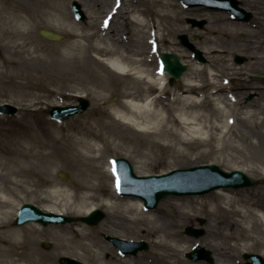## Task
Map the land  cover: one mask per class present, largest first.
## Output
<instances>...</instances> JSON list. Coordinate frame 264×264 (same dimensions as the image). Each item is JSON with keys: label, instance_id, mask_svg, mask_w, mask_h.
I'll return each mask as SVG.
<instances>
[{"label": "bare ground", "instance_id": "obj_1", "mask_svg": "<svg viewBox=\"0 0 264 264\" xmlns=\"http://www.w3.org/2000/svg\"><path fill=\"white\" fill-rule=\"evenodd\" d=\"M79 1H85L92 8L89 20L84 24L74 19L64 0L50 2L45 0H2L4 4L0 6V29L12 39L10 47L15 56L7 61L10 64H17L20 56L33 53L39 57L47 56L46 58L57 60L59 58L62 65L75 63L83 70V73L73 71L66 73L67 76L74 78H83L89 73L107 70L109 72L108 79L118 85L121 98L110 111L116 120L123 121L132 131L139 129L148 136V138H142L145 151L134 155L143 166H147L146 162L151 154H154L157 164L164 163L170 156L180 160L179 166L184 165L186 161L183 160L188 158V166L196 163L191 158L196 151H198V157L214 156L216 158H222V153L228 147L241 152L240 146L231 143L233 142L232 135L237 130V121L241 119L240 117H251L255 122L262 115L257 108L264 101V86H251V81L247 77L250 72L264 74V53L262 52L264 36L260 38V41H256L255 38L258 37V34L246 29L247 25L245 24H241L236 31L225 30L222 32L228 38H240L250 45L257 44L255 49H258L259 53L256 50L257 53L254 51V53L246 55L244 64L247 66L228 64L221 67V65L203 63L193 54H189L187 49L180 47L179 42L172 38L174 34L181 33L185 29L176 28L172 23L176 21L180 23L178 15L175 13L178 8L175 0H152L151 3L155 9L151 11L141 7L144 6V3H141L142 0L137 6L126 11H123L122 6L112 0ZM204 7L211 8L210 6ZM201 10L203 9H199V11ZM95 13H98L99 16H95ZM262 15L258 14L260 17ZM225 19L234 20L235 18L233 15H229ZM43 26L66 33L68 38L66 43L61 46H43L32 34L35 29L41 30ZM216 32L220 34V31ZM163 52L176 53L181 62L188 66L174 84L171 82V75L161 70L159 58ZM258 65L262 67H257ZM91 66L93 67L91 68ZM45 76L50 77L44 74L35 80L31 73L19 70L12 74L7 82L20 88L44 91L49 96L60 93L61 86L58 81L53 78L55 85L53 86L51 83L50 85L45 80ZM255 89L258 90L255 91L257 96L248 103L244 102L246 95ZM78 95L84 96L83 94ZM41 98L40 95L38 99ZM209 106H213L212 113ZM45 130L50 140L61 141V138L55 134L56 131ZM34 138L35 135H31L30 141ZM91 139L106 143L101 132L94 127H87L79 140L83 143ZM36 146L39 147L38 155H36L46 163H48L47 157L50 154L59 151L50 144L48 139L41 143L38 142ZM36 146L24 145L25 156L35 153L38 149ZM105 147V144L102 146L90 145L88 151L91 156L93 153L102 154ZM131 152H129V156L133 154L134 150ZM223 159L238 161V157L233 156L232 153ZM112 160L113 157L110 158L109 171L114 179V192L117 193ZM151 164L148 163V166ZM219 164L222 165V163ZM234 169L249 172L242 167ZM27 170L29 171L22 170L19 176L24 178L28 189L34 186L46 187L45 190L51 197L57 199H51L55 204L51 207H43L34 203L46 212L87 215L93 209L105 207L108 214L110 213L113 217L119 218L120 216L124 219L142 221L143 217L139 215L138 209L142 210L140 212L147 211L142 199L127 197V201L121 202L119 195H107L105 198H101L89 194L88 199H97L98 202L88 208L82 206L84 203L86 204L84 201L75 205L72 199H77L80 196L67 192L48 172L43 173L31 168ZM135 171L137 174L141 173L140 170L139 173L137 169ZM164 172L168 171L161 173ZM252 172L264 175V163L262 168H254ZM149 174L141 173L139 175ZM81 187L84 188L82 184ZM214 191L205 200L210 201L213 211H219L225 217L222 223L230 224L233 227L230 229L231 231L240 227L239 230L242 231L240 235L243 236V240L262 242L264 197L252 200L227 190V188ZM188 198L192 202L195 200L194 198L198 199V197ZM8 203L7 200L0 203V245L6 244L9 248L22 247L21 235H25L27 230L32 233V236L37 234L38 223L30 222V225L25 228L13 229L9 222L11 212L5 210ZM163 206L168 208L167 204ZM120 209L131 213V215L117 214ZM233 217L236 219L234 220ZM172 222L177 221L175 219ZM255 225L260 227L258 235L251 234L254 232ZM77 230L80 231V229ZM158 230L145 229L144 232L154 236L156 245L167 251V254L161 256V259H164V264H203L199 261L196 263L189 261L181 256L182 253L189 252L188 245L179 247L169 242L170 239L180 237V225L173 224L172 228H169V231H164L163 235ZM228 238L231 240L230 236ZM33 239L34 245L24 248L20 254H17L19 259H13L14 264H59L58 259L64 255H70L80 260H85L88 255L93 256L96 259L95 264H106L108 261L111 264L122 262L113 256L108 245L102 241H97L93 249L89 243H85L83 240H75L73 237L68 238L60 234L57 236V240L60 242L61 248L58 252H54L41 249L38 246L37 236H34ZM191 241L196 242L189 237H184L181 242L190 243ZM196 243L202 245L200 241ZM233 245L240 246L237 243ZM247 248L245 246L244 250L242 248L240 250L250 251ZM8 250L2 251L6 253ZM262 253L264 254V251ZM121 256L127 260L128 255ZM22 260L24 262H21Z\"/></svg>", "mask_w": 264, "mask_h": 264}, {"label": "rangeland", "instance_id": "obj_2", "mask_svg": "<svg viewBox=\"0 0 264 264\" xmlns=\"http://www.w3.org/2000/svg\"><path fill=\"white\" fill-rule=\"evenodd\" d=\"M45 1L50 2L52 0ZM112 1L117 2V0ZM139 1L140 0H122V10L126 11L134 8V6L139 4ZM151 1L152 0L140 1L144 3V6L141 7L148 8L150 11L155 9ZM175 1L178 4L175 13L178 15L180 23L177 21L172 23L176 28L180 27L185 29L181 33L174 34L172 38L179 42L180 47H184L189 54H193L195 57L194 51L189 46L181 43L179 39L180 34L186 33L189 42L203 53L204 60H201L203 63L221 65V67L222 65L225 67L228 64L247 66L244 64L246 60L242 63H238L236 57L238 55L246 57L249 53H254V51L255 53L258 52V49H255L257 44L250 45L240 38H228L223 35L222 32L225 30L236 31L240 28L241 24H245L247 25L246 29L258 34L255 40L260 41V38L264 36V0H239L241 7L254 14L249 21H237L235 19L226 20L225 18L229 17L231 14L229 11L203 6H189L181 0ZM64 2L67 4L68 11L73 14L77 22L84 24L89 20L92 8L85 1H79L86 14L85 20L76 17L72 7L74 0H64ZM3 4L2 0H0V6ZM199 9L203 10L199 11ZM258 14L263 15L260 17ZM95 16L98 17L99 14L95 13ZM187 17L200 20L205 18L208 23L204 28H199L189 23ZM43 28L46 27L43 26ZM52 29L63 34V38L59 41L45 38L41 35L40 29H35L32 34L43 46H61L65 44L68 39L67 34L63 31ZM216 31H220V34ZM11 40L8 34H5L0 29V104L11 103L19 107V113L15 115L0 113V203L5 200L9 202L5 210L11 212L9 222L13 229L20 230L30 225V223L22 226L14 225L15 217L17 216L20 206L24 202H33L43 207H51L55 205L51 199L57 200L56 198H52L47 190H45L46 187L34 186L30 187V189L26 187L27 184L23 180L24 178L19 175L22 170L29 171L27 170L28 168L43 173L48 172L67 192L79 195L80 197L72 199V202L78 205L84 201L86 202V204L84 203L82 205L84 208H88L95 202H98L97 199H88L87 196L89 194L97 195L101 198H105L107 195H119L121 202L127 201V197H123L118 194V192H114V179L109 171L111 157L128 158L135 167V170H138V173L140 170L141 173L155 174L176 167L185 168L216 162L222 163V166L226 170H232L235 167L247 169V171L250 172L247 173L256 180H260L264 176L252 172L254 168H262L264 163V101L260 104V107L257 108V110L262 113L258 121L254 122L251 117H240L241 119L236 123L237 130L232 135L231 139L233 142L231 143L240 146L241 152L232 150L228 147L222 153V158H216L214 156L198 157V151H196V153H193L191 156L192 161H196V163L188 166V158L183 160L186 161L184 165L179 166L180 160L170 156H168L164 163L157 164V159L154 157V154H151V157H149V160L146 162L147 166H143L134 155L143 152V150L145 151L142 138H148V136L139 131V129H134V131H132L123 121L115 119L111 111L113 106L120 101L121 98L118 92V85L108 79L109 72L107 70L89 73L83 78L69 77L66 75L68 71L83 73V70L75 63L62 65L59 58L57 60L54 58H46L47 56L39 57L36 53L20 56L17 64H10L7 59L15 58L10 47ZM262 52L264 53V50ZM92 67L93 66H91V68ZM257 67L262 66L258 65ZM19 70L31 73L35 80L44 74L48 75L51 78L45 76V80H47L48 84L51 83L53 86L55 85L54 79H56L61 86L59 90L61 92L49 96L48 93L44 91L20 88L7 82L10 76ZM255 77L258 79H255ZM247 78L250 79V85L253 87L264 86V74L260 72H250ZM177 79L178 78L171 77V82L174 84L178 81ZM255 91L258 90L255 89L249 92L244 102L248 103L252 101L257 96ZM78 94H83L91 100V106L86 112L65 118L62 121H56L51 118L48 111L52 106L77 103L76 96ZM40 95L42 98L38 99ZM212 108L213 106H209L211 113L213 112ZM87 127H94L101 132L106 139V143L93 139L88 142H80V136L84 134ZM45 129L49 132L56 131L55 134L61 138V141H56L55 139L50 140ZM33 134L35 138L30 141V136ZM45 139H48L50 144L59 150L47 157L48 163L42 161V159L37 156L39 147L36 145L38 142L41 143ZM28 144L36 146L38 149L32 155L25 156L24 145ZM104 144L106 147L102 154L93 153V156H91V153L88 151L90 145L102 146ZM132 150H134L135 153L133 152V154L129 156V152L132 153ZM229 153L238 157V161L224 160L223 157ZM148 163L152 164L148 166ZM59 171L68 172L71 176V180L66 181L60 178L58 175ZM81 184L84 188L81 187ZM227 190L234 191V193L252 200L261 198L262 196L264 197V184L262 183L254 187L227 188ZM213 192L215 191L205 195L192 194L188 196L167 197L163 199L156 208L151 209L150 211L152 212H140L142 210L138 209L139 215L143 217L142 221H133L128 218L124 219L120 216L119 218L113 217L110 213L108 214L107 209L104 207L101 209L107 212V217L98 225L92 226L84 222H72L51 224L48 227H44L38 224L37 227L39 229H37V234H33L32 236L29 230L26 231L25 235L20 234L22 247L14 246L9 248L6 244L0 245V264H14L13 259H19L17 254H20L24 248H29L34 245V236L38 237V246L41 249L58 252L61 245L57 240V236L60 234L68 238L73 237L75 240H83L85 243H89L90 247L93 249L97 241H102L108 245L111 253L116 259L122 260V262L117 264H164V259H161V256L167 254V251L158 247L156 245V238L148 235L144 231L145 229H159L158 231L163 235L164 231H169V228H172L173 224L181 226L180 237L173 240L170 239L169 242L179 247L181 245L184 247L188 245V250L190 251L195 246H199L196 242L200 241L202 244L200 246H204L213 252L214 261H199L203 264H237L239 260H242L241 254L243 251H241L240 248L244 250L245 246L248 247L247 250H250L248 252H263L264 235L261 236L262 242L259 243L252 240H243V236L240 235L242 234V231L239 230L240 227L231 231L230 229L233 227L230 224L224 225L222 223L225 217L221 215L219 211H213L210 201L205 200V198ZM188 197H198V199L194 198L195 200L192 202ZM133 198L139 199L136 197ZM164 204H167L168 208L163 206ZM122 213L123 215H131V213L123 211V209L117 212L119 215ZM69 215L83 216L76 214ZM202 218L206 220L204 225L201 224ZM175 219L177 222H172ZM233 219L235 220L236 217H233ZM190 226L196 228L203 226L205 228V233L200 237H196L195 234L191 235L187 232V228ZM77 229H80V231ZM253 229L254 232H251V234L258 235L260 227L255 225ZM107 235L118 236L128 240H145L149 244V249L143 250L136 255L129 254L127 260H125L124 257L120 255L119 248L107 239ZM229 236L231 240L228 238ZM184 237H189L196 242H181ZM45 241H50V247L45 246ZM234 243L240 244V246H234ZM4 249L10 250L5 253L2 251ZM187 253H182L181 256L189 261L195 262L187 256ZM61 258L58 259L59 264H61ZM81 261L87 264L96 263V259L89 255L86 256L85 260ZM21 262H24V260ZM106 264L111 263L108 261Z\"/></svg>", "mask_w": 264, "mask_h": 264}, {"label": "water", "instance_id": "obj_3", "mask_svg": "<svg viewBox=\"0 0 264 264\" xmlns=\"http://www.w3.org/2000/svg\"><path fill=\"white\" fill-rule=\"evenodd\" d=\"M191 5L207 4L211 7H220L234 11L238 18L249 19L250 12L238 6L237 0H186ZM217 3V4H215ZM74 10L79 18L85 19V14L81 9V4L77 1L74 2ZM194 26L203 27L206 24V20H198L196 18H188ZM42 34L54 40H60L61 34H57L51 30H42ZM182 43L190 44L188 36L181 34L180 38ZM194 48V46H192ZM1 49V47H0ZM195 49V48H194ZM197 56L200 59H204L202 52L195 49ZM242 56H237L238 62L243 61ZM162 61H166L163 64V69L167 70L170 74L179 78L186 70L187 65L180 61V58L175 53L164 52L162 54ZM78 104L65 105V106H53L49 113L54 119H63L66 117L74 116L85 112L91 102L84 96H78ZM0 112L6 114H16L18 107L12 104L0 105ZM115 170L119 177L118 187L119 191L123 195H136L145 201L147 208H155L161 202L163 198L171 195H192L193 194H206L215 189L221 187H247L254 186L258 181L251 178L247 173L241 170H232L231 172L224 170L220 164L212 163L193 166L190 168H178L171 172L163 174H153L148 176H139L136 174L132 163L127 159L120 157L115 161ZM60 177L69 180L67 172L61 171ZM264 183V177L260 180ZM106 217V213L101 209L93 210L88 216H69L65 214H57L54 212H46L34 203H24L19 215L15 220V224H24L30 221L41 222L47 226L50 223H67L83 221L89 225H97ZM205 219H201L204 222ZM188 231L201 235L204 233L203 229H195L193 227L188 228ZM109 240L119 246L123 252L137 254L140 250L148 249L149 245L146 241H130L115 236H107ZM47 247L50 246V242H46ZM193 259L206 258L209 261L212 260L211 252L202 248H197L194 253L190 254ZM248 257V256H247ZM255 260L263 262V257L260 255H253ZM62 264H86L77 259L71 257H63L61 259Z\"/></svg>", "mask_w": 264, "mask_h": 264}, {"label": "flooded vegetation", "instance_id": "obj_4", "mask_svg": "<svg viewBox=\"0 0 264 264\" xmlns=\"http://www.w3.org/2000/svg\"><path fill=\"white\" fill-rule=\"evenodd\" d=\"M250 253H252V254H255L256 252H242V254H241V257H242V260H239L238 262H237V264H243V263H246V262H251V259H249V260H245L244 259V256H245V254H250Z\"/></svg>", "mask_w": 264, "mask_h": 264}]
</instances>
